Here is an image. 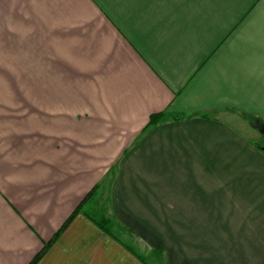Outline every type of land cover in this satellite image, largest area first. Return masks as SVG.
I'll use <instances>...</instances> for the list:
<instances>
[{
  "label": "crops",
  "instance_id": "0c3cea01",
  "mask_svg": "<svg viewBox=\"0 0 264 264\" xmlns=\"http://www.w3.org/2000/svg\"><path fill=\"white\" fill-rule=\"evenodd\" d=\"M243 112L264 119V0H0V264L95 188L38 264H264Z\"/></svg>",
  "mask_w": 264,
  "mask_h": 264
},
{
  "label": "trees",
  "instance_id": "16d2710c",
  "mask_svg": "<svg viewBox=\"0 0 264 264\" xmlns=\"http://www.w3.org/2000/svg\"><path fill=\"white\" fill-rule=\"evenodd\" d=\"M243 117L245 119H247L249 121V123L251 122V120H253V116L251 114L248 113H242ZM152 120V119H151ZM96 192V188L87 196V198L79 205V207L75 210V212L73 213V215L70 217V219L64 224V226L61 228V230L56 234V236L54 237L53 241H51L50 243L46 244L44 249L42 250V252L37 255L35 257V259L31 262V264H38L42 258L45 256V254L48 252V250L51 248V246L53 245V243L61 236V234L71 225V223L74 221L75 217L84 210L85 205L91 200V198L94 196ZM90 215V214H89ZM91 217V216H90ZM92 219V218H91ZM95 220V218L93 219ZM97 221V225L103 230L105 231L107 234L109 232V230L107 229L108 225H109V220L108 218H106L105 216L101 217L100 220H96Z\"/></svg>",
  "mask_w": 264,
  "mask_h": 264
},
{
  "label": "rangeland",
  "instance_id": "374dc122",
  "mask_svg": "<svg viewBox=\"0 0 264 264\" xmlns=\"http://www.w3.org/2000/svg\"><path fill=\"white\" fill-rule=\"evenodd\" d=\"M252 116H253V121H255V122L257 121V122H260V123H264V119L260 118L259 116H256V115H254V114H252ZM256 134L260 136V140H258L257 142L254 141V143H252V144L255 145V146H256V144H257V146L260 145V147H264V136H263L260 132H258V131H256ZM90 203H91V202H90ZM101 209H103V207L93 208L92 211H89V210H90V209H89L88 212H92V213H90V215H91L92 217H94L96 220H100L101 217L105 216V215L103 214V211H102ZM99 210H100V211H99ZM108 227H109V226H108ZM149 259H150V258H149ZM151 260H154V261H153V264H154V263H155V259L152 258Z\"/></svg>",
  "mask_w": 264,
  "mask_h": 264
},
{
  "label": "water",
  "instance_id": "95a60500",
  "mask_svg": "<svg viewBox=\"0 0 264 264\" xmlns=\"http://www.w3.org/2000/svg\"><path fill=\"white\" fill-rule=\"evenodd\" d=\"M250 124L253 125L255 129L264 136V123L251 120ZM261 149L264 151V147H262Z\"/></svg>",
  "mask_w": 264,
  "mask_h": 264
}]
</instances>
